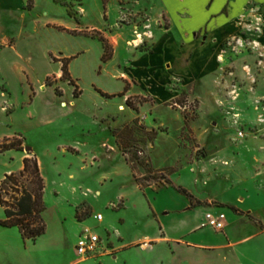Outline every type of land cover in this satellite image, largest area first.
Masks as SVG:
<instances>
[{
	"label": "rangeland",
	"instance_id": "rangeland-1",
	"mask_svg": "<svg viewBox=\"0 0 264 264\" xmlns=\"http://www.w3.org/2000/svg\"><path fill=\"white\" fill-rule=\"evenodd\" d=\"M147 2L27 0L26 9L69 13L82 29L95 25L107 37L112 57L100 60L103 43L96 38L88 39L89 43L84 38L69 41L53 37L72 48L89 47L68 64L69 72L71 67L79 73L70 72L76 89L61 77L62 72L48 77L58 94L69 89V104L75 103L76 112L61 119L52 134L37 128L25 136L0 137V148L18 139L22 141L21 152L36 156L35 148L47 180L45 233L35 241L23 240L16 227L0 225V264H69L79 257L73 248L78 231L73 216L80 221L99 211L104 216L102 225L113 232L119 224L117 211L125 204L129 223L123 231L130 239L137 230L133 220L143 218L138 231L151 227L146 225V191L151 194L172 187L175 174L186 164L198 162L191 171L205 172V157L209 162L228 165L226 158L218 161L211 157L230 155L244 140L262 133L264 92L258 88L264 83V64L259 59L264 60V48L251 43L249 35L224 42L215 63L200 65L194 79H189L197 65L188 64L192 57L183 45L176 43L175 47L183 51V60L174 49L156 47L158 41L161 44L171 35L165 29L167 18L153 17ZM124 85L127 90L119 95L116 89ZM99 90L115 95H102ZM174 94L176 98L170 99ZM125 125L133 126L132 135L124 141L126 152L113 134ZM240 131L243 136L238 135ZM152 132L155 134L150 138ZM76 140L88 144L58 143ZM20 151L0 152V180L4 170L14 166L12 156L20 155ZM135 151L141 158L138 161L132 157ZM133 165L136 171L131 169ZM139 183L146 186L139 190L135 186ZM181 202L168 190L155 200L160 212L164 205L175 207ZM3 216L0 206V219ZM96 231L105 234L102 227Z\"/></svg>",
	"mask_w": 264,
	"mask_h": 264
},
{
	"label": "crops",
	"instance_id": "crops-1",
	"mask_svg": "<svg viewBox=\"0 0 264 264\" xmlns=\"http://www.w3.org/2000/svg\"><path fill=\"white\" fill-rule=\"evenodd\" d=\"M26 3L27 0H0V137L4 139L13 134L25 136L37 128L52 134L61 119L76 112L75 103L69 104L72 101L69 89L58 94L46 79L63 74L59 62L69 59L72 63L89 47L72 48L54 41L53 37H65L69 41L84 38L89 43L93 38L100 42L99 37L107 40L95 25L90 29L78 28L77 19L69 13L34 11L26 9ZM147 7L153 17L164 15L168 21L165 29L171 38H163L164 42L158 41L156 47L174 49L183 60V51L175 49L176 43L183 45L187 49L185 53L192 57L188 64L197 65L189 79H194L200 65L215 63L224 42L249 35L251 43L264 48V0H148ZM70 72L79 74L71 67ZM116 90L123 95L127 88L124 85ZM258 90L264 92V83H260ZM176 96L171 95L170 99ZM6 103L10 104L8 108ZM259 127L262 133L244 140L235 147V152L211 157L218 161L226 158L228 165L209 162L205 157V172L191 171L198 162L192 166L186 164L175 174L172 187L151 191L154 197L146 191L149 200L145 202L149 223L146 225L151 227L138 231L143 218L133 220L137 230L130 239L123 231L129 223L124 215L126 204L117 211L119 224L113 232L102 225L104 216L99 211L80 221L73 216L78 229L73 248L80 231L88 226L101 237L106 251L89 258L78 257L69 264H264V124ZM216 139L220 144L219 138ZM73 142L88 144L79 140L58 143ZM34 152L37 156L35 148ZM64 152L71 153L66 148ZM29 155L21 151L20 155L14 154L11 158L14 166L4 170L3 176L22 169L23 159ZM37 159L46 188L43 166L40 158ZM135 186L141 190L138 184ZM178 187L185 189L192 200ZM167 190L182 202L175 207L164 205L160 212L155 200ZM122 195L126 198L125 193ZM208 211L225 214L221 231L203 225ZM96 213L102 214L100 221L94 217ZM98 227L105 231L103 236L96 231Z\"/></svg>",
	"mask_w": 264,
	"mask_h": 264
},
{
	"label": "trees",
	"instance_id": "trees-1",
	"mask_svg": "<svg viewBox=\"0 0 264 264\" xmlns=\"http://www.w3.org/2000/svg\"><path fill=\"white\" fill-rule=\"evenodd\" d=\"M99 39L103 43L101 60L105 62L111 58L112 50L106 39L103 37H99ZM62 61V78L67 79L76 89L77 85L71 79L68 70L69 59H63ZM46 83L52 84L48 81V78ZM56 91L58 93V89ZM74 95L77 96L76 92H74ZM132 132L133 126L130 125H125L121 129L113 131L116 142L124 152H126L124 141L127 140L126 137L132 135ZM154 134L152 132L149 135L150 138H153ZM22 148V141L18 139L4 143L0 148V152L9 149L21 150ZM132 157L136 158L137 161L141 159L137 151L132 153ZM131 169L136 171L135 165L131 166ZM139 186L140 188H144L146 185L139 183ZM177 189L192 200L191 195L185 189L181 187ZM44 191L45 180L41 173L37 157L35 155L24 157L22 169L5 174L0 180V206L4 212L3 218L0 219V225L16 227L23 240L35 241L46 231V222L43 217L45 210Z\"/></svg>",
	"mask_w": 264,
	"mask_h": 264
},
{
	"label": "built area",
	"instance_id": "built-area-1",
	"mask_svg": "<svg viewBox=\"0 0 264 264\" xmlns=\"http://www.w3.org/2000/svg\"><path fill=\"white\" fill-rule=\"evenodd\" d=\"M238 135L243 136V133L240 131ZM94 217L100 221L102 214L96 213ZM204 218L203 225L215 231H221L225 226L226 216L223 212L213 213L208 211L205 213ZM74 248L80 258L93 257L106 251L103 248L101 237L88 226L83 227L80 231Z\"/></svg>",
	"mask_w": 264,
	"mask_h": 264
}]
</instances>
